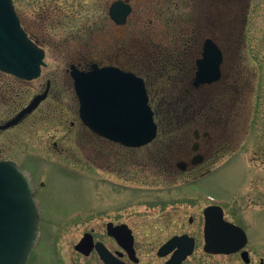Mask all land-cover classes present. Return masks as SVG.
<instances>
[{"label":"rangeland","instance_id":"obj_1","mask_svg":"<svg viewBox=\"0 0 264 264\" xmlns=\"http://www.w3.org/2000/svg\"><path fill=\"white\" fill-rule=\"evenodd\" d=\"M13 1L23 26L44 48L46 66L41 77L31 82L0 73V124L50 83L46 99L33 112L16 127L0 132V160L14 161L30 174L35 197L43 207L40 242L28 264H68L72 241L84 228L96 224L99 206L113 204L116 196L100 182V171L82 163L97 161L100 147L78 120L77 101L65 72L69 64L79 61L80 54L121 64L131 63L128 57L136 54L131 64L140 65L139 58L144 56L147 67L155 58L157 63L146 74L154 104H160L161 121L162 117L172 119L170 109L167 115L162 104L167 95L181 91L190 95L188 103L199 96L207 105L223 97L217 100L219 110L214 108L211 119L219 117L231 136L219 155L216 174L196 189L202 199L214 197L225 203L249 231L251 243L264 250V0H129L134 10L120 27L108 16L115 0ZM210 10L214 12L211 23ZM197 32L198 42L211 38L218 43L223 62L219 82L194 91L186 85L200 53L197 40H192ZM182 35L191 39L190 47L183 46ZM118 42L123 44L119 51ZM192 109L196 107L186 109L183 117ZM176 120L171 124L177 125ZM154 197L166 198L167 193L141 195L136 209L142 216ZM254 202L258 208L250 207ZM181 204L187 206V201ZM77 211L89 217L67 227ZM74 263L83 264V260L75 257Z\"/></svg>","mask_w":264,"mask_h":264},{"label":"flooded vegetation","instance_id":"obj_2","mask_svg":"<svg viewBox=\"0 0 264 264\" xmlns=\"http://www.w3.org/2000/svg\"><path fill=\"white\" fill-rule=\"evenodd\" d=\"M115 1H121V6L127 7L129 13L124 24L113 23L118 27L125 26L134 8L129 0ZM212 15H214L213 10L208 11V18ZM208 21L211 23V18ZM24 29L37 42L27 28L24 27ZM198 33L195 35L196 39L192 40H197L200 53L194 59L193 73L186 85L194 91L212 86L221 79L220 76L212 83L196 85L197 63L202 59L206 43L211 42L216 45L222 54L215 40L204 38L203 41L201 40L202 43L198 42L200 40V33ZM183 35V46L190 47L191 39ZM118 45L119 51L123 44L118 42ZM152 53L151 58H154V52ZM135 56L136 54L128 57V61L132 63ZM143 58L144 56L139 58L140 65H133L129 62L121 64L118 60L98 61L92 57L85 58L83 54H80L79 61L69 64L65 70L71 81L72 89L71 73L73 70L89 71L92 65L114 67L142 79L147 92L148 105L157 123V137L153 141L155 142L153 148L149 147L153 142L140 148L126 147L89 132L97 148L100 147L99 157L97 161L87 159L82 160V163L91 169L100 171V182L112 188L116 196L113 204L99 206L96 212L98 213L96 224L84 228L81 234L72 241L71 257L65 260L68 264H75V257L82 259L83 264H264V250L256 248L251 243L249 231L235 220L229 207L212 195V198H206L207 201L204 196L202 199L199 190L196 189L202 181L216 174L219 155L225 151L228 138L231 136L225 130L219 117L211 119L210 113L215 110L214 108L219 110L220 103L217 104V100L220 101L223 97H216L214 105H207L201 103L203 99L199 96L191 97L193 103H188L187 99L190 95L181 91L167 95L168 97L163 98L165 104L164 102L162 104L166 105L164 112L167 115L170 109L172 119L167 121L162 117L163 121H161L160 110L157 108L160 104H154L149 75L146 74V71L151 68L150 65L157 61L155 58L153 62L150 59L149 67H147ZM102 62L110 64L104 65L101 64ZM168 80L171 81V78ZM180 93L184 96L181 97ZM184 102L186 104H183ZM193 106L196 109H192L191 114L184 118L186 109ZM175 118L178 119L175 121L177 125H172L171 122ZM172 130L178 131L171 135ZM138 151L140 155L136 156ZM166 193V198L154 197L155 200H151L150 209L146 214L143 213V216L142 211H137L136 204L142 200L141 195L149 198L151 194ZM184 200L187 201V206L181 204ZM37 203L43 212V207L38 201ZM258 206V202H254L250 207L258 208ZM206 211H209L211 223H214L209 233L212 241L216 243L227 241L229 244L238 242L236 244H239V247L227 252H214L207 248ZM85 217L89 216H85L83 212L73 215L67 227L84 222ZM221 221L239 228L246 237H239L233 230L224 228ZM38 234L40 242L41 229Z\"/></svg>","mask_w":264,"mask_h":264},{"label":"water","instance_id":"obj_3","mask_svg":"<svg viewBox=\"0 0 264 264\" xmlns=\"http://www.w3.org/2000/svg\"><path fill=\"white\" fill-rule=\"evenodd\" d=\"M127 13L119 3L110 9L112 18L123 19ZM43 57L44 52L22 30L12 0H0V71L33 80L40 75ZM220 63L219 48L207 42L204 58L197 63L196 85L218 80ZM72 77L80 101V117L93 132L128 147H140L155 138L157 128L152 111L146 106L141 80L117 69L96 66L88 73L74 71ZM45 97L46 93L35 97L27 108L0 125V130L19 123ZM213 224L207 215V248L227 252L239 247L238 242H213L209 235ZM37 231L38 209L32 186L16 164L0 161V264H26ZM227 246L229 250L223 248Z\"/></svg>","mask_w":264,"mask_h":264},{"label":"trees","instance_id":"obj_4","mask_svg":"<svg viewBox=\"0 0 264 264\" xmlns=\"http://www.w3.org/2000/svg\"><path fill=\"white\" fill-rule=\"evenodd\" d=\"M0 97H2L1 94H0ZM10 117H11V116H10Z\"/></svg>","mask_w":264,"mask_h":264},{"label":"bare ground","instance_id":"obj_5","mask_svg":"<svg viewBox=\"0 0 264 264\" xmlns=\"http://www.w3.org/2000/svg\"><path fill=\"white\" fill-rule=\"evenodd\" d=\"M34 246H35V244H34ZM34 246H33V247H34ZM32 249H33V248H32Z\"/></svg>","mask_w":264,"mask_h":264}]
</instances>
